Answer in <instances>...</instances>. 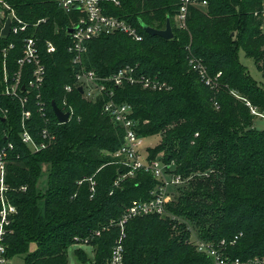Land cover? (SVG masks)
Returning a JSON list of instances; mask_svg holds the SVG:
<instances>
[{"label":"trees","instance_id":"trees-1","mask_svg":"<svg viewBox=\"0 0 264 264\" xmlns=\"http://www.w3.org/2000/svg\"><path fill=\"white\" fill-rule=\"evenodd\" d=\"M9 1L30 23L46 19L28 32L38 40L47 74L43 87L30 92L27 127L37 142L44 129L55 140L47 149L32 152L21 138L20 103L0 96V107L7 110L4 122L0 110V151L13 146L6 160L7 196L18 211L8 228L6 256H24V264H68L69 248L100 232L92 242L96 250L91 261L109 264L120 237L115 223L134 201L150 200L158 180L138 173L114 186L120 172L125 173L113 157L123 144L124 129L104 112L109 98L89 102L75 86L67 50L70 15L53 0ZM205 1V8L191 9L187 29L178 30V0H120L121 8L111 6L109 13L132 23L143 41L123 34L104 36L88 44L83 58L84 66L100 77L131 66L172 87L167 92L113 87L115 102L132 107L138 134L162 138L147 148L148 159L162 154L164 162L176 165V174L189 179V189L180 190L168 205L175 220L149 215L126 224L124 264H213L190 243L191 227L201 240L225 241L234 259L264 258V129L255 126L258 116L253 114H264V87L239 61L242 48L264 77V37L255 17L261 0ZM168 20L173 40L150 36L142 27L164 30ZM48 41L57 47L53 54L47 53ZM19 55L12 53L13 68ZM192 57L201 60L212 79L221 74L215 87L192 69ZM68 85L71 92L65 90ZM52 102L61 110L73 109L68 123L58 122ZM45 170L43 192L39 180ZM92 177L94 193L87 181ZM75 254L79 264H92L83 250Z\"/></svg>","mask_w":264,"mask_h":264},{"label":"built area","instance_id":"built-area-1","mask_svg":"<svg viewBox=\"0 0 264 264\" xmlns=\"http://www.w3.org/2000/svg\"><path fill=\"white\" fill-rule=\"evenodd\" d=\"M53 1L64 13L70 15L71 26L68 30L70 42L67 50L71 57V64L75 69L76 88H82L83 93L81 95L89 102H96L102 96L109 98L104 104V112L112 117L115 124L124 129L123 144L113 154V157L116 163L125 170V173L122 175L120 172V177L115 181L114 186L118 187L125 178L134 177L138 173L149 174L158 180V185L151 191V199L134 201L126 208L121 219L115 223L120 228L121 234L112 249L109 264H124L123 241L126 237V224L134 218L149 215L175 220L176 218L168 210V205L175 201L180 190L187 187L189 179L176 174V165L164 162L162 156L153 160L148 159L147 149L142 148L144 138L137 132L139 122L132 117L133 109L130 105L115 102L113 87L139 86L151 92H167L171 91L172 87L158 77L139 74L137 68L131 66L121 68L108 77H100L93 70L84 66L83 58L88 50V44L95 39L123 34L135 42L143 41V35L132 23L125 18L109 13L111 6L121 8L120 0ZM207 5L205 0H178V9L174 17L175 27L178 30H186L191 9L205 8ZM255 17L260 21L259 30L261 36L264 37V0H261L260 8L256 11ZM8 21L10 22L9 35H5L4 30ZM45 22L46 19H41L35 24L30 23L18 14L9 0H0V62H2V65L0 63V96L20 103L22 142L35 153L47 149L55 140V135L48 129H44L42 140L37 142L27 127V122L32 117V112L28 109L30 92L40 90L43 87L47 74L38 40L34 36H29L28 32ZM71 30H73L72 33H70ZM12 37H15L17 42L11 41ZM46 45L48 54L56 52L57 47L53 42L48 41ZM14 51L20 54L15 68L10 62ZM189 63L207 86L215 87L217 85L215 81L221 74L212 79L201 60L192 57L189 58ZM65 90L71 92L72 86H66ZM38 99H40V95H38ZM39 106V111L45 116L44 103L40 102ZM0 110L4 114L3 119L6 120L7 110L2 106ZM62 111L69 113L70 121L74 114L73 109L69 107L68 110ZM253 114L260 115L255 110H253ZM12 148V144H8L0 151V264H8L6 237L10 234L8 228L18 214L16 206L9 201L7 196L10 187L6 183V160ZM89 182L91 183V191L94 193L96 182L92 178L89 179ZM21 190L26 191L27 188L22 187ZM112 226L113 222L104 230H109ZM96 234L100 235V232ZM235 239L237 240L238 237ZM195 240L194 246L197 251L209 257L213 264H264V258L260 257L248 260L232 258L226 252L225 241L214 244L199 239L197 235H195ZM190 243L192 244L191 240Z\"/></svg>","mask_w":264,"mask_h":264},{"label":"rangeland","instance_id":"rangeland-1","mask_svg":"<svg viewBox=\"0 0 264 264\" xmlns=\"http://www.w3.org/2000/svg\"><path fill=\"white\" fill-rule=\"evenodd\" d=\"M239 61L244 65V67L247 69L249 72L250 76L255 80L256 83H258L260 86L264 87V77L262 73L259 71L257 68L254 60L246 55V52L241 48L239 50ZM262 115V116H261ZM258 118H256V126L258 129L263 130L264 129V114L257 115ZM161 136H154V137H148L143 140L142 148L147 149V148H154L157 146L160 141H161ZM147 151V150H146ZM147 154V152H146ZM162 156V154H159L158 157ZM47 177H48V172L45 170L44 175L41 177L39 180V189H41L43 192L47 188ZM93 179V177H92ZM89 181V179H87ZM189 188L187 187L185 190L187 191ZM197 233L198 231L194 228L191 227V242L192 245L195 244V235L193 233ZM121 234V230H120ZM194 235V236H193ZM101 237V234L96 235V236H91V239H84L80 243L83 244H78V245H73L69 248L68 251V264H79L78 258L76 257V251L77 250H83L87 255H88V260L89 262L92 263L91 260H94L95 256V250L96 247L92 245V242L95 239H98ZM7 238V237H6ZM36 249V244H32L30 247L31 251H34ZM8 264H24V256H15V257H9L8 258ZM93 264V263H92Z\"/></svg>","mask_w":264,"mask_h":264},{"label":"water","instance_id":"water-1","mask_svg":"<svg viewBox=\"0 0 264 264\" xmlns=\"http://www.w3.org/2000/svg\"><path fill=\"white\" fill-rule=\"evenodd\" d=\"M9 24H10V22L8 21L7 26L4 30L5 35H9ZM142 27L148 35L157 36V37H160L166 41L173 40L175 37L170 20L167 21V26L164 30H156V29H153V28L146 26V25H142ZM72 32H73V30L70 31V33H72ZM79 92H80V94L83 93L82 88H79ZM52 108H53L54 114H55V116H56V118L60 124H66L69 122V118H70L69 113H64L57 106V104L55 102H52ZM2 121L4 122L5 120L2 119Z\"/></svg>","mask_w":264,"mask_h":264},{"label":"crops","instance_id":"crops-1","mask_svg":"<svg viewBox=\"0 0 264 264\" xmlns=\"http://www.w3.org/2000/svg\"><path fill=\"white\" fill-rule=\"evenodd\" d=\"M255 126H256V124H255Z\"/></svg>","mask_w":264,"mask_h":264}]
</instances>
